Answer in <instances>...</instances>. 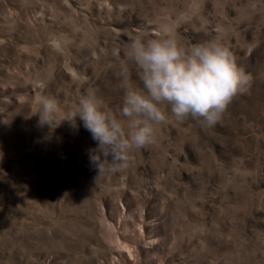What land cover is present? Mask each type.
Instances as JSON below:
<instances>
[{
	"label": "rangeland",
	"instance_id": "374dc122",
	"mask_svg": "<svg viewBox=\"0 0 264 264\" xmlns=\"http://www.w3.org/2000/svg\"><path fill=\"white\" fill-rule=\"evenodd\" d=\"M161 25L220 38L247 90L98 176L79 117L50 133L32 114L54 97L63 118L89 87L118 111L142 87L118 75L129 38ZM0 264H264V0H0Z\"/></svg>",
	"mask_w": 264,
	"mask_h": 264
},
{
	"label": "clouds",
	"instance_id": "9594fccd",
	"mask_svg": "<svg viewBox=\"0 0 264 264\" xmlns=\"http://www.w3.org/2000/svg\"><path fill=\"white\" fill-rule=\"evenodd\" d=\"M119 55L118 52L113 53ZM127 61L118 75L127 77L129 63L142 87H124L122 106L114 111L94 87L86 89L77 110L60 118L54 97H43L35 112L36 126L54 133L62 122L78 129L77 117L96 141L88 150L98 176L127 169L132 154L156 142L161 125L170 118L183 122L192 117L214 127L232 100L246 92L250 77L230 48L218 37L184 45L161 25L155 35L129 38Z\"/></svg>",
	"mask_w": 264,
	"mask_h": 264
},
{
	"label": "bare ground",
	"instance_id": "6f19581e",
	"mask_svg": "<svg viewBox=\"0 0 264 264\" xmlns=\"http://www.w3.org/2000/svg\"><path fill=\"white\" fill-rule=\"evenodd\" d=\"M111 237H112V240L113 241H115L116 239H118L117 238V235L115 234V233H113L112 235H111ZM119 241V240H118ZM122 242V241H121ZM124 249H123V246H122V248H120L119 246H118V253H120L121 251H123Z\"/></svg>",
	"mask_w": 264,
	"mask_h": 264
}]
</instances>
